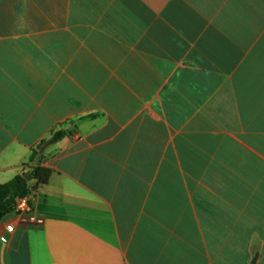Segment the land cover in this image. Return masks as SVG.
Segmentation results:
<instances>
[{"label":"crops","instance_id":"0c3cea01","mask_svg":"<svg viewBox=\"0 0 264 264\" xmlns=\"http://www.w3.org/2000/svg\"><path fill=\"white\" fill-rule=\"evenodd\" d=\"M35 150L0 264H264V0H0V184Z\"/></svg>","mask_w":264,"mask_h":264},{"label":"trees","instance_id":"16d2710c","mask_svg":"<svg viewBox=\"0 0 264 264\" xmlns=\"http://www.w3.org/2000/svg\"><path fill=\"white\" fill-rule=\"evenodd\" d=\"M66 136V132L59 130L53 133L52 140L59 141ZM37 159V165L32 168L30 173V179H26L25 172L15 176L13 180L8 183L0 184V221L11 214L15 207V202L18 197L25 196L30 188L29 182L36 180L37 186L47 185L52 175V169L42 164V157L39 156L37 150H35L31 157V162H35Z\"/></svg>","mask_w":264,"mask_h":264},{"label":"built area","instance_id":"2783aa9c","mask_svg":"<svg viewBox=\"0 0 264 264\" xmlns=\"http://www.w3.org/2000/svg\"><path fill=\"white\" fill-rule=\"evenodd\" d=\"M14 204L15 207L12 214L15 215V217L24 225L31 223H43V219L36 215L33 188H30L29 192L25 196L18 197ZM8 230L13 233L15 228L8 227Z\"/></svg>","mask_w":264,"mask_h":264},{"label":"water","instance_id":"95a60500","mask_svg":"<svg viewBox=\"0 0 264 264\" xmlns=\"http://www.w3.org/2000/svg\"><path fill=\"white\" fill-rule=\"evenodd\" d=\"M29 176H30V174H29V173H27V174H25V176H24V177H25L26 179H29V178H30Z\"/></svg>","mask_w":264,"mask_h":264}]
</instances>
